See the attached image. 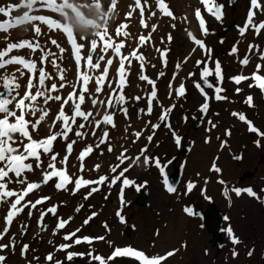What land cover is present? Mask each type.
<instances>
[{
  "label": "rangeland",
  "instance_id": "obj_1",
  "mask_svg": "<svg viewBox=\"0 0 264 264\" xmlns=\"http://www.w3.org/2000/svg\"><path fill=\"white\" fill-rule=\"evenodd\" d=\"M54 1L55 2L53 3L56 4V7L53 8L52 6L53 10L39 8L37 5L30 14L43 15L46 18L53 19L61 23L59 27H61L62 24L71 25L75 30L79 45H83L81 48L82 57H87L90 54L91 41L93 39L97 40V48L95 52L91 54L97 57V61L100 60L101 56H104V60L100 61V69H93L92 71L94 72V76L99 75L105 67V61L107 59H112L113 63L109 67L108 80L105 81V83L108 84L109 81L115 77V69L118 67V64H115V62L118 58L111 49H108L107 52L102 51V46L106 42L107 37L105 38V41H101L97 35L107 29L108 36L112 38L114 44L118 42L120 43L121 41L124 42L126 49L124 52L125 55H128L136 49L138 47L137 31H141L139 12L132 11L131 9L132 15L129 18L127 17V14L130 12V7L128 9L125 8L126 10L122 9L123 6H126V2L129 3L130 6H134L133 1L116 0L115 9H109L111 0H58V3L57 0ZM167 1L171 4L174 14L180 19H176V23H174L173 20H164L161 23L160 20L159 28L156 31V36L159 37L158 32H160L163 27L160 26V24L168 23L169 26L175 25L176 27L173 34L174 39L171 44V52L169 54L170 65L166 70V74L162 78V80L168 82L166 76L174 75L173 81L166 83L169 88L168 93L171 95L168 96V98L166 96L161 98V101L164 104H167V107L175 105V107H172V111L168 115L167 123L170 127H166L165 124L160 121L159 117L161 114H154L151 118V122H153L151 124V131L153 124L156 122L160 124V127L155 130L154 134L157 135L155 140L159 146H150L148 153L146 151L143 153L142 157L140 155V160L135 163L134 166L132 164L131 167H129V172H125L124 176L112 184L111 187H109V183L115 176H109L105 186L99 191V194L95 195L93 198L85 199L84 197L86 194L81 190L73 194L72 190L74 184L72 183L66 186L67 190H57L55 187L57 178L55 177L46 185H42L41 188L29 193V195L25 197L24 202H35L41 197H49V199L37 205L36 209L25 208L24 211L14 219L8 235H6L3 240H0V244H6L11 243L12 238H15L13 248L0 250V255L5 257L3 264H53V261L55 260L54 255L56 253L59 255L57 257V262H61V264H99V261L94 260L93 257L98 256V254L102 252L105 259V257L111 253L110 250L112 247L124 246L128 249L132 246H136L151 250L149 243L155 242L156 246L152 248L151 252L161 254L164 252L167 253L169 252V249L177 247L181 240L187 241V251L185 254H180L174 259V261H171L168 264H264V210H262L258 204L253 203V201L248 200L247 198L234 200V207L231 210L230 215L233 218L232 220L235 230L242 239L249 243L250 247L254 246V256L250 260H241L239 263L236 261L233 262L226 255L227 252L223 254V250L220 253H217V255L215 254L214 249L211 248V245L209 244L211 239L207 232L206 234H202V231L198 229V221L190 222L182 216L179 212L180 205H178L175 200V198L177 199V196L170 197L164 192L160 180L157 178L155 169H152L151 167L152 153L166 156V158L171 160L176 156L177 153L173 149V143L170 136L173 135L174 132L179 135H185L186 143H189L190 138L196 141V145L192 152L186 153L183 157H186L187 165L185 171L182 172L183 176L181 177V180L183 179L187 181V179H195V174L201 172L200 164H204V173H201L206 175V169H209L210 166L209 160L216 155L219 158L218 165L223 169L226 180L232 182L238 180V185H252L257 189L264 185V181L262 180L264 178V139L262 140V150L255 147L253 143L254 136L257 135V133L248 134L245 131L247 127L246 123L241 122L238 117L232 115L233 112L244 114L247 120L252 123L253 127H255L259 133L261 131L264 132V101L261 99V96L256 89L249 87L250 84L254 83L250 79L244 80V82H241L240 84L234 83L231 79L232 77L240 75L247 77L249 75V77H251L254 69H256L257 62L261 63L260 65H262V67L260 72L264 74V60L258 59L259 53L255 50H253L252 53H249L250 44L257 45L263 50L264 30L261 31L260 35H256L253 30H249L244 34L243 39H240L238 29L235 27H242L245 11L250 7L248 0H238L231 8L227 6V13H225L226 16L222 21L214 22L215 19L212 15L211 17L203 15L205 21L210 22L208 35L205 37L202 34L199 35V26L194 22V19L190 17V12L193 7L196 5L199 8L201 7L197 0ZM216 1L226 3V0ZM24 3L25 0H0V7H5L6 9L10 5L20 6L14 9L7 17L0 14V21L6 19L12 20L15 16L21 15L25 11H29L22 6ZM261 3L264 5V0H261ZM54 9L59 13L53 12ZM258 11V14L254 18V22L256 23L264 21V11ZM164 18L167 19L168 17L164 16ZM185 18H187V20H185ZM38 22L39 21H36V23ZM36 23L32 22L21 27H15L9 32L0 33V49L6 48L8 44L22 40L39 41L42 48L46 51L56 53L60 57L57 59V63L66 72L73 74L70 76V78L73 77L70 79L71 85H73L75 76L77 75V67L72 66L69 50L65 46L60 28L49 29L45 23H43L42 26ZM32 24L40 27L41 34L39 36L35 35ZM121 24L128 25V27L123 30L129 33L127 37L116 35V30ZM189 27H194V31L190 29V32H196L200 37L206 39L208 48L212 50L210 57L208 56L205 58V52H193V48L196 49L197 46L194 45V43H191L190 45L187 42L185 29ZM18 28H20V30H18ZM175 35L179 37L178 41H176ZM161 37L163 36L161 35ZM52 40H55L60 47L64 49L63 53H60L59 49L51 43ZM183 40L184 42H182ZM234 45L238 48V52L235 55L230 56L228 52L230 53ZM139 53H142L144 57L149 58L150 56L149 54H145L142 47H139ZM9 55L22 56L26 59L31 58L37 60V68L45 67L46 65H41L37 59L40 55L39 50L32 53L28 48L14 49ZM242 55H249V63L247 66H242L239 62L243 58H240ZM53 58L54 57L50 56V59ZM5 59H7V57H5ZM217 60L220 62L221 67L226 69V80H223L218 86L223 89L221 96L227 97V99H224L223 102L222 100L217 102L214 98L216 95L215 92H207L208 99H214L213 101L217 103L213 102L211 104L210 111L203 119L202 124L197 127V131H194L192 126L193 117L197 116V107L205 102L204 97H198L191 91L192 84L200 82L201 70L205 66L204 64L197 66L196 62L206 61L209 65V61L214 63V61ZM149 61H151V57ZM152 62H154V58H152ZM176 62L185 63L177 69L175 66ZM81 66L82 71L86 70L83 68V60L81 61ZM20 67L21 66L15 64L8 65L5 69L0 70V73H3L4 75L16 73L17 76H20L16 71ZM150 67L149 64H145L144 66L145 74H147L149 78H151ZM111 68H114L113 72L111 71ZM130 69L131 71H140V67L137 66L131 67ZM24 71L26 72L25 75H28L27 71ZM153 73L156 74L155 71H153ZM190 73L193 74L192 79H189V76H191L189 75ZM183 77H185V80L187 79L189 85L183 83V86L185 84L186 92L185 95L179 98V96L176 95V89L181 86L182 81L184 80ZM210 77L211 78L208 80H211V82L215 84V75H211ZM134 78H136V76H134ZM18 79L21 81L24 80V78L20 77H18ZM170 83L171 88L169 87ZM88 87L90 89L93 88V86ZM115 87L116 86L112 84V88L107 87V89L112 90ZM237 88L240 89L239 92L236 91ZM138 89L139 88L131 89V92L135 90L137 91ZM69 90L70 92H73L74 89L71 86ZM0 91H3V89ZM17 91L23 93L25 90L20 88V90L18 89ZM249 94L253 97L251 107L245 103V99L250 96ZM13 95H15V93H13ZM138 95H140V92ZM125 107L128 110L127 116L122 112L121 115L114 116L113 118L115 119L116 117L121 116L122 120H120V122L114 121L115 127H117L118 130L120 128H122L121 130H127L128 134L132 124V116L129 104H126ZM102 108L103 107L99 104L95 108V110H99V115H95L96 113H94L96 120L102 119L104 114V110H101ZM88 109L89 108H85L84 111H88ZM160 110L161 109H158L157 111ZM47 117L45 118V123H49V121L46 120ZM49 117H51L50 114ZM28 120H30L29 117ZM80 123H83V121L80 118H77V125ZM212 125H215V127ZM109 126L111 125L101 124L100 128H97L98 132L96 133V135L101 136L104 130L108 131L110 138H108V143L104 144L106 149H108L107 145L111 143L113 138L110 135ZM41 128L44 132L40 134L39 138H35L34 140L44 139L50 134L49 125ZM72 128L73 131L69 133V136L82 140V138L75 136L77 126L72 125ZM91 128L93 127L87 129L90 131ZM206 128H210L211 133L207 134V132H205ZM59 129L60 123L58 122L53 131H59ZM205 135L212 136L208 146L202 143V139ZM227 135L231 136L227 137ZM14 136L17 137L18 135L15 134ZM146 136L147 135H144L143 141L139 140V144L145 141ZM220 139H225L227 143V148L225 147L221 153L217 152L215 149ZM24 143H27V140H25ZM66 145L67 141L61 138H58L53 143L52 153L59 154L56 162H58L61 156L65 155ZM13 146L17 147L19 144ZM20 148L22 150V145H20ZM100 150H102V148ZM202 150H205L208 153V157L204 162H201L200 159L197 158ZM79 154L80 153L78 152H72L67 162H72L70 167L72 168L73 166L72 171L74 174L71 175L73 180L75 179L74 175H79L80 173V161L77 159ZM144 155H147V157L150 158V163L147 165L143 163ZM239 155L243 156V160L240 159V161H237L236 157ZM97 156L100 157L101 153ZM97 160L98 159H91L90 164H87L86 171H88ZM47 161L45 154H42L41 168H35L36 161L30 158L28 163L34 165L35 172L33 173L32 171L30 174L27 172L25 175L28 178H33L30 180L31 182H39L42 180L41 172L48 170L46 166ZM178 162L179 158L175 160L171 167H177ZM224 162L230 165L228 169H226ZM120 171L121 169L117 170V175ZM244 175H247V177ZM87 176L88 175L85 177ZM124 178H127L134 183L125 186L122 184ZM181 180H179L177 184L180 191H182V184H184V181ZM195 180L198 179L196 178ZM211 186L214 187V189L209 188V190L214 196L215 208L218 211L226 210V204L221 200L219 186L216 184H212ZM24 187L25 185L17 183L9 184L10 189H15L17 191L22 190ZM137 188L139 190H137ZM140 190L148 192L147 207L139 206L135 203L137 192ZM187 195H189V193H187ZM187 197L180 200L187 205L195 203L200 209L206 210L207 204L200 200L197 194H192ZM12 199L15 198L13 197ZM53 206H56L57 213L55 216L49 213L44 217V228L42 229L37 223L40 219L41 212H44ZM77 208H80V210L77 211ZM0 209H2V212H0V226H2L8 206L0 203ZM29 210L32 212L31 216L28 215ZM61 219L68 221V223L63 229L56 231L54 234L57 223ZM86 220L88 221L87 224H85ZM102 224L105 225L106 229L102 227ZM124 224L132 225L134 227L129 235L124 233ZM21 225H26L27 228L23 229ZM174 227H181L180 234L174 242L170 241L169 244H166L167 242L164 240H168V238L166 237L167 235L165 232ZM155 228L156 231L157 229L160 230V238H153L152 231ZM71 233L76 234L72 240H64L63 237ZM94 236H101L103 239L101 241L92 240ZM84 237L91 238V243L82 242L79 245L74 243L75 239L80 238L83 241ZM65 244L72 245V249L69 250L68 253H73L74 251L75 253H83L84 255L77 258L74 256L71 261L67 260L66 254H60L58 252L60 250V245ZM23 245H28V251L25 255H21V248ZM204 248L210 250V255L207 257L203 255ZM226 250L228 251V248H226ZM88 253H92V256H89ZM49 255L53 258L51 261L46 259ZM128 256L129 255L127 254L119 257L116 259L118 260L116 262L114 261L115 259H113L111 262L106 261L105 263L128 264Z\"/></svg>",
  "mask_w": 264,
  "mask_h": 264
},
{
  "label": "snow or ice",
  "instance_id": "obj_2",
  "mask_svg": "<svg viewBox=\"0 0 264 264\" xmlns=\"http://www.w3.org/2000/svg\"><path fill=\"white\" fill-rule=\"evenodd\" d=\"M58 3V0H57ZM200 3L205 6V10L212 16L215 17L216 20L222 21L223 19V5H218L214 2V0H200ZM51 0H25V3L22 5L29 11H25L22 15L13 18L11 21L5 23L0 22V31H8L13 26H21L26 23L39 21L42 23H45L48 25L49 29L52 28H61L58 27V22L46 18L43 15H32L30 12L34 10L35 6H39V8H47L49 10H53L52 7H50ZM133 5L130 6L132 11H139V15L141 17L140 23L141 26L144 28H148V24L146 23L144 19L145 14V8L148 6V0H133ZM116 6V0H111V3L109 4V9H115ZM20 6H13L10 5L6 9L5 7H0V14H3L5 17L9 16V14L16 8ZM156 7L159 10V12L166 17H170L172 19H176L174 16V13L169 9L167 3L165 0H156ZM257 10L264 11V5L261 4L260 0H250V8L247 14V18L245 20L244 26L240 27L238 26V31L241 36H243L247 31L253 30L256 35H260L261 31L264 30V21H260L258 23L254 22V17L257 15ZM132 11H130L127 14V17H131ZM195 16L199 22L200 30L202 35H208V29L206 27L205 19L203 18L201 14L200 9L195 10ZM152 16L156 15V12L151 13ZM128 27L127 24H121L117 30L116 35L120 36L123 35L127 37L129 33L127 31H123ZM172 27H175V25H172ZM64 30V29H63ZM156 30V26L153 25L151 28V31L154 32ZM33 31L36 36H39L41 34V29L38 25H33ZM66 31V30H64ZM67 32V31H66ZM68 34V33H67ZM73 34H68L69 40H72ZM188 36L190 40L199 47L201 50H203L206 54H211V49L207 48L204 42L198 38H196L192 32H188ZM101 41H105V38L107 37L106 42L102 46V51L107 52L108 49H111L112 52L115 54L116 57L119 58V67L117 68V81H116V87L112 89V92H110L107 96L106 100L98 99L99 94L103 91L105 81L108 80V71L109 67L112 65L113 60L107 59L105 61V67L100 72L99 75L93 77L90 74V70L93 69H100V61L104 60V56L100 57V60L93 62V56L91 53L95 52L97 48V40L93 39L91 41V48H90V54L87 57H82L80 53V49L83 47V45H78L74 41L72 42V48L74 50L75 55V61L77 65V75H78V84H79V92L77 93L76 88L77 85L73 84V92H70L66 98H62L60 95H52V93L59 92L60 89L65 87L64 83H60L59 87L56 83H52L50 86L46 84L47 80L53 79V77L45 71L44 67L37 68V60H33L31 58L26 59L22 56H10L9 53H11L14 49H23L28 48L32 53H35L39 50L40 55L37 58L39 63L41 65H44L45 63H49L52 65L53 68L57 70V78L60 81L65 80L64 72L65 70L59 66L57 63V59L60 57L56 53H52L49 51H46L44 48L41 47V44L39 41H31V40H22L16 43L8 44L6 48L0 49V70L5 69L8 65H19L21 66L16 71L19 73L20 76L25 75V71H27L28 80L26 84V90L21 95L17 90L20 88V84L17 82V75L16 73H12L11 75H4L3 73H0V78H2V86L3 91H0V203L5 204L8 206L6 215L4 216V222L3 225L0 226V240H3L6 235L9 233V229L12 226V223L14 219L24 211L25 208L29 209H36L37 205L45 202L49 199V197H41L40 199L36 200L35 202L32 201H25V197L29 195L34 190H37L42 187V185H46L49 181H51L54 177L57 178V182L55 183V187L57 190H67L66 186L70 183L74 184V188L72 190L73 194L78 192L82 187H86L88 185H100L103 184L106 180H108L107 176H100L97 180H87L84 179L83 176H77L74 180L73 177L70 176L67 173V162L70 154L73 151V144L76 143L75 140H72L71 142L67 143L66 145V152L62 159H60L59 163L62 165H65V167L57 168L56 161L58 158V153H52V145L53 143L58 139L61 138L65 141L69 140V133L73 131L72 125H76L78 129H83L86 127V125H93L94 129L100 128L101 124L104 125H111L112 127H115L114 123V113H111L107 111V109L114 107L115 105H120V110L127 116V108L123 105L126 103V97L124 95V87L127 83V74L128 69L131 67L132 60L135 59L140 64V75L139 79L142 81H146L149 85L152 86V90L148 95L147 98V114H151L153 110V101L157 99V91H156V85L155 81L151 80L149 77L144 75V66L146 63V59L142 53H139V47L144 46L145 44L149 43L152 39L151 34L149 35H141L138 37V47L134 49L131 53L128 55H124L121 52V49L125 47V44L123 41L120 43L114 44L112 41V38L108 36L107 29H105L104 32L97 35ZM172 39L171 35L168 36V41L170 42ZM163 42V40H162ZM223 42V41H221ZM51 43L55 45L60 53L64 52V49L60 47V45L55 41L52 40ZM239 43V42H237ZM195 48H193V52H195ZM253 50L259 53V59L264 60V50L260 49L257 45H249V53H252ZM157 52L160 53V58L164 66L167 65V55H168V49H156ZM238 52V48L234 45L230 51V55H235ZM54 57L53 59H49V57ZM7 57V59H5ZM187 59V58H186ZM83 60V68L86 69L84 71L81 70V61ZM128 64V68L125 67V64ZM186 62V61H185ZM240 64L242 66H247L249 63V55H245L240 61ZM197 66L204 64L205 66L201 70V80L203 81V85L207 88L214 89L215 92V99L217 101L227 99V97L221 96L220 93L223 91V89L219 86H215L212 83L209 82L208 77L211 75H215L217 84L222 83L223 81V74H222V67L220 62L214 61V68H210L206 61H197ZM153 67H155L153 65ZM180 65L177 64V69H179ZM262 65L257 64L256 70L253 72L251 77L247 76H235L232 77V81L236 84H240L244 80L251 79L254 81L253 84H250L249 87H259L261 91H264V76L260 75ZM160 76H163L164 73L160 72ZM193 75V74H189ZM95 81V89L94 91L88 87L89 83L91 81ZM194 86L201 92L202 95L205 97V103L201 105L200 111L202 113H205L209 107L208 105V96L207 93L204 92V88L201 86L199 82H196ZM108 87L112 88L111 82L108 83ZM169 87L171 88V83L169 84ZM33 89L35 91L33 92ZM237 92L240 91L239 88L236 90ZM15 93V95H13ZM87 98L91 100L92 106L96 107L97 104L101 105L105 108V112L102 116L101 120H96L95 115H99V113H96L95 115L91 111H84L82 110V105L86 101V95ZM176 95L177 96H183L185 95V88L183 84L176 89ZM43 99V102L45 105L49 103V101H62L60 105V110L58 114L56 115L55 119L52 121V124L49 125L50 134L41 140H34L30 131L29 127H31L32 131H36L40 125L41 122L45 120V118L49 115V110L47 108L41 107L37 104V101L39 99ZM134 99L140 100L142 97H135ZM253 97L248 96L245 99V103L248 104L250 107L252 106ZM69 102H71L72 107V115L69 116L65 113L64 108L66 105H69ZM172 107H175L173 105ZM172 107L165 108L162 110L161 115L159 117L160 121L165 124L166 127H170V125L167 123L168 115L172 111ZM143 111V110H142ZM40 113V115L36 118L35 121H30L26 119V116H36L37 113ZM233 116L238 117L239 120L249 124V131L257 133L258 135L264 136V133H259V131L251 125V122L246 120V117L244 114L241 113H232ZM77 118H80L83 123H80L77 125ZM91 118V119H90ZM60 123V129L59 131H53L55 129L56 124ZM211 123V122H210ZM215 127V125H212ZM159 124H153V135L155 134V130L159 128ZM19 134L18 137H15L14 134ZM141 132L133 133V135L138 140L141 136ZM87 135V133L81 132L79 130L75 131V136L79 138H84ZM92 135L95 136V130L92 132ZM173 136L176 137V134L173 132ZM109 133L107 130H104L102 132V135L98 137V143L95 145L96 148H99L101 144L108 143ZM148 141L151 142L153 139L152 135H149L147 137ZM27 140V143H24V141ZM135 143V141H133ZM175 142L177 145H180L181 140L179 137H176ZM259 143V142H257ZM22 145V150L20 147H14L13 145ZM94 148L93 145H88L85 149H83L80 154L78 155L77 159L80 161L79 165V171H84V160L85 157L90 155L93 152ZM109 152H111L113 149L109 145L108 149ZM126 151V150H125ZM146 151V149H141V155ZM52 153L49 157L50 163L47 165L48 170H44L41 172L42 180L39 182H31L29 181L28 177L25 175L27 172L34 171L33 164L31 163H25V161L31 159H34L36 161L35 168H41V155L42 154H49ZM239 159V157H236ZM125 159H131L125 156L124 152H122L118 157L117 160L120 161V164H123ZM140 160V156H137L133 159V163ZM151 162L155 164V167L159 169L160 173L162 175L165 174V167L166 165L161 164V161L158 158L151 159ZM144 164L150 163V158L147 156H144L143 158ZM171 163V161H169ZM120 167V165L112 166L111 172L116 173L117 169ZM128 167L123 168L118 175H116L111 182L109 183V187L112 186L117 180H120L121 177L124 176V173L129 170ZM100 168V165H95V170H98ZM213 171L220 172L221 170L217 168L215 165H213ZM11 183H17L20 185H25V187L17 191L15 189H10L9 184ZM133 181L128 180L127 178H124L122 180V184L127 186L129 184H133ZM164 183L166 186V190L169 193H174L176 189L169 185L168 179L165 176ZM223 183V181H221ZM195 187V185L191 182L187 185V191L191 192L192 189ZM98 187L90 188L87 195H85V199H88V197L95 191H98ZM137 190H139L137 188ZM123 191V189H122ZM235 194L237 196L241 195L242 192H246L248 196L250 197H256L259 199L257 194L251 189H233ZM15 199H12V198ZM82 207V206H81ZM77 211L80 210V208L76 209ZM184 211L187 215L192 216L193 210L191 208H185ZM51 213L52 215H56L57 209L56 206L48 208L46 211L41 212L40 219L38 220V226L42 229L44 228L43 219L44 217ZM28 215L31 216L32 212L29 210ZM70 219V218H69ZM68 223V221L65 220H59L56 226V229L54 230V234L56 231H59L60 229H63L65 225ZM88 221H85V224H87ZM23 229H26V225H21ZM79 231V230H77ZM228 236L231 238L233 244L239 243V240L234 236L233 231L231 228L226 229ZM75 233H71L69 235H65L63 238L64 240H72V238L75 236ZM97 239H103V237H98ZM82 242H88L91 243V238L84 237L83 241L80 238L75 239L74 243L79 245ZM15 244V238H12L11 243L6 244H0V250L13 248ZM72 245L65 244L60 245V249L64 250ZM28 251V245H23L21 248V255H25ZM131 254L138 258L141 261V264H160L162 260L167 259V257H170L174 255L173 252H169L166 254L165 257H155V258H148L146 257L142 252L134 251L131 249H116L113 253V256L109 259H114L117 256H123ZM252 253L250 252L249 255ZM83 253H72L69 252L67 254V260L71 261L74 256H83ZM89 256H92V253H88ZM233 255H236L234 252ZM47 260L51 261L53 258L51 255H49ZM94 260H97L100 262V264H105L104 258L99 256H94ZM5 260V257L0 255V264H3V261ZM56 264H60V262H56Z\"/></svg>",
  "mask_w": 264,
  "mask_h": 264
},
{
  "label": "bare ground",
  "instance_id": "obj_3",
  "mask_svg": "<svg viewBox=\"0 0 264 264\" xmlns=\"http://www.w3.org/2000/svg\"><path fill=\"white\" fill-rule=\"evenodd\" d=\"M15 17H18V16H15ZM160 25H162V24H160ZM164 27H165V29L167 31H164V32H161V33H158V34L159 35H161V34L162 35H166L167 37L164 38V39L167 41L169 35H171V37L173 38V34H174V31H175V28L174 27H170V26L169 27L164 26ZM142 29L144 30L146 28L142 27ZM18 30H20V28H18ZM74 32H75V30H74ZM175 36H176L175 37L176 38V41H178L179 40V37L177 35H175ZM74 42H76V44L79 45V43L76 40ZM182 42H184V40ZM168 48H171V47L168 46ZM152 54L154 55L155 52H153ZM49 59H50V57H49ZM96 61H97V57L96 56H93V62L95 63ZM45 64H46L45 67H44L45 71L48 72L53 77V79L47 80L46 81V84L50 86L52 83H56L58 85V87H59L60 83H64L65 84V87H63L62 89H60L59 92H57V93H52V95H60L62 98H66L68 96L69 92H70L69 89L72 86L71 85V82H70V79H72L73 77L70 78V76H72L73 74H70V73H68V72L65 71L64 72L65 80L64 81H60L57 78V70L55 68H53L51 64H49V63H45ZM62 66H63V64H62ZM72 66H73V63H72ZM125 67L128 68L127 62L125 64ZM116 69H115V73H116ZM111 71L113 72L114 71V68H111ZM130 72H131V70L129 68L128 69V73H129V78H130V85H129L130 89H129V87L127 88V91H126V88L123 89L124 95L126 97V103L124 105L129 104L130 111H131V116H132V120H131L132 124L130 126V132H128V134H127V130H121L122 128H120L118 130L117 127L114 128L112 126H109V131L111 133L110 135L113 137L111 143L109 144L112 147L113 150H112L111 153H109V151L106 149V146H103L102 147V150H100L99 148H96L95 147V145L98 143V137H100V136L99 135L93 136L92 135V132L95 130V133H97L98 132V129L97 128L94 129L93 125H91V124L87 125L83 129H78L77 128V130H81L84 133H87V135L84 138H82V140H79L77 138H74L72 136H69V140L67 141V143L71 142L72 140H75L76 141V143L73 144V151L72 152H78V153H80L88 145H93V148H94L93 152L90 155H88V156L85 157V160H84L83 163H84V165H86V163L90 164V160L91 159H94V160L98 159V160H97V162L95 164H93L89 168L88 171H86V167L84 166V171L83 172L85 174L82 173V172H80L79 175H74L75 178L77 176H83V178L84 179H87V180H97L100 176H107V177L112 176V177H114V176L117 175V173H112L111 172L110 169H111L112 166H116V165L119 164L121 167H119L117 170H119V169L122 170L123 168L128 167L129 165H132V164L134 166L136 162L133 163V159L135 157L141 155V149H144V147H142L143 144H144V142H142L141 144H139L140 138L137 140L136 137L133 135V133L141 132L142 133L141 135H148L147 134V129H148L147 122L150 123V121H151V117H152V114H153V111H154V108H155V100L153 101V110H152V113L149 115V114H147V107H148L147 98H148L149 93L152 90V86L149 85L148 83H145L144 81L137 80V78L134 79L133 76H135L137 74V72L133 71L132 75L130 74ZM93 73L94 72L92 70H90V74L92 75ZM151 73H153V68L151 69ZM28 75H24V76L20 77V78H24L23 81L17 79V82L20 84V88H25L26 83H27V80H28ZM137 76L139 77V75H137ZM166 78L169 79V75L166 76ZM116 81L117 80H111L110 82H111V84H114L116 86ZM164 83H166L164 80H159L158 83H155V85H156V91H157V97L159 95L158 94V91L160 92L164 88ZM73 84H76L77 85L76 91L78 93L79 92L78 75L75 76V81H74ZM94 85H95L94 82L91 81L88 86H93L92 90L94 91L95 86H96V85L95 86ZM107 87H108V85H104L103 91L98 96V98H100L101 100H106L108 94L110 92H112V90H108ZM136 88H139V89L137 91L135 90V91H132L131 92V89H136ZM34 91H35V89H33V92ZM139 92H140V95H138ZM85 95H86V101L82 105V110H84L85 108H89L88 111L93 112V114L94 113H99V110H95V108L98 106V104H97L96 107H93L92 106V103H91V100L87 98V95L88 94H85ZM135 97H142V99L136 100V99H134ZM158 102H159V99H158ZM61 103H62V101H49V103L47 105H45L42 98L37 101V104L39 106L44 107V108H47L49 110V114H50L51 117H49V115H48V117H47L46 120H48L49 123L48 122H47L48 124L45 123L44 122L45 120H44L43 122L40 123V125H39V127H38V129L36 131H32L31 127L29 128V131H30L33 139L39 138L40 137V134H42L44 132V131H42V128L41 127H46L47 125H51L52 124V121L55 119L56 115L58 114V112L60 110ZM137 103H139V104H137ZM101 110L102 111L104 110V112H105V108L104 107ZM64 111H65V113L67 115H69V116L72 115L71 102H69V105H66L65 106ZM107 111H109L111 113H114V116H117L121 112L120 105H115L114 107L107 109ZM39 115H40V113L38 112L37 115L36 116H33V119H30V120L31 121H35L36 118ZM140 118H141V120H140ZM120 120H122L121 116L116 117L114 119V121H118V122H120ZM90 127H93V128H91L90 131H89L88 129ZM17 135H19V134L17 133ZM133 141H135V143ZM140 141H143V140L141 139ZM109 145H107V148H108ZM17 147H20V145L17 146ZM215 149H216V151H219V148H215ZM122 152H124V154H125L126 157L131 158V159H125L124 163L123 164H120V161L117 160V157ZM100 153H101V156L98 157L97 155H99ZM50 155H51L50 153L45 155L46 156V159L48 160L46 162V166L50 163V159H49ZM221 156H222V154H221ZM207 157H208L207 151L202 150L200 152V155L198 154V157L197 158L200 159L201 162H204L205 159H207ZM62 158H63V156H61L60 159H62ZM60 159H59V161H60ZM70 160H73V159H70ZM86 160H87V162H86ZM29 161H30V159L27 160L26 162L28 163ZM59 161L56 164V166L60 164ZM211 161H212V158H210L209 162L211 163ZM212 163H214V161ZM97 164L100 165V168L98 170H95V165H97ZM224 164H225L226 169H228L230 165L228 163H226V162H224ZM71 165H72V162L67 163V165H66V167H67V173L70 176L72 174H74L73 171H72L73 166L71 168L70 167ZM200 166H201V172H203L204 171V164H200ZM33 167H34V165H33ZM62 167H65V165H62L61 164L58 168H62ZM206 171H207V169H206ZM221 171L222 172H221L220 175L224 179H226L224 177L225 173H224L223 169ZM34 172L35 171H33V173ZM127 172H129V171H127ZM201 172H200V175H201L200 180H202L208 174V173H206V175H205V174H203L204 172L203 173H201ZM30 173L31 172H29L28 174H30ZM86 175H88V176L85 177ZM28 179L30 181L33 178H28ZM106 181L103 184H100V185H88L86 187H82L80 190L83 193L87 194L90 188L98 187L99 190L93 192L89 196V198H93L105 186ZM203 185H206V184H203ZM210 188L214 189L213 186H210ZM185 197H187L186 194H181L179 196V199H182V198H185ZM175 200H176V203L178 205H180L179 208H181V211L184 212V213H186L184 211V209L186 208V204L183 203L182 201L176 199V198H175ZM0 212H2V209H0ZM191 227H192V225H191ZM180 230H181V227H174L173 229H171L169 231H166L165 234L167 235L166 237L168 238V240H164V241L167 242L166 244H169L170 241H173L174 242L176 240V238L179 236ZM160 236H161V234L159 233L158 234V238H160ZM155 246H156V243H154V247ZM177 254H178V252L174 256H171L170 258H168L167 260L163 261L160 264H168L169 262L174 261V259H176ZM114 261L116 262L118 260H114ZM128 264H134V263L131 262V261H129Z\"/></svg>",
  "mask_w": 264,
  "mask_h": 264
},
{
  "label": "flooded vegetation",
  "instance_id": "obj_4",
  "mask_svg": "<svg viewBox=\"0 0 264 264\" xmlns=\"http://www.w3.org/2000/svg\"><path fill=\"white\" fill-rule=\"evenodd\" d=\"M262 144V143H261ZM263 147L261 148H258V149H261L262 150ZM243 160V159H242ZM206 179H208L207 181V184L206 185H201L199 186L198 188L194 189V195L197 194L198 198L200 200H202L205 204H208L209 202H211L213 205H215L214 201V196L211 194L209 188L212 184H216L215 183V178L213 175H210V174H207L206 175ZM224 181V179L222 180ZM232 181L230 180H226L224 181L225 184H229L231 183ZM240 186V185H239ZM242 186V185H241ZM201 188V189H200ZM219 191H221L220 195H221V200L223 201V203L225 202L226 204V207L224 211H221L223 213H225V220L222 222V227L220 228L222 230V233L218 234V239H219V242H216V243H213V241L215 240L214 239V236H210L208 233V236L210 237L211 241H210V245H211V248L214 249V252L215 254L217 255V253H220L222 250H223V254H225L226 252V255L233 261V262H240L241 260H250L251 258H253L254 256V246H249V243L247 241H245L244 239H242L240 237V235L236 232L235 230V227H234V224H233V218L231 217L230 215V212L231 210L233 209L234 207V200H240L242 198H247L248 200H251L253 201V203H256L258 204L261 209L263 210V207L261 205L262 201L261 200H258V199H254V198H249V197H246V196H238V197H231L230 201H226L223 196H222V193L223 191L221 190V188H219ZM219 194V193H218ZM209 201V202H208ZM215 208V207H213ZM193 209L194 210H202L200 209L197 204L194 203L193 205ZM216 209V208H215ZM179 212L182 214V216H184V218L188 219V221L190 222H196L198 221V229L200 231H202V234L205 233L206 234V230L205 228H201L200 227V220L194 216H187L185 217L184 213L181 211V208H179ZM228 228H231L232 231H233V234L234 236L239 240V243L237 244H233L232 243V240L231 238L228 236L227 234V231L226 229ZM160 233L159 229H157L156 231V228L152 231V236L153 238H158V234ZM224 238V240H223ZM152 243V246L154 247V243L155 242H151ZM226 248H228V251L226 250ZM188 249V243L186 240H181L179 242V245L175 248H172V249H169V252H173L174 255L178 252L177 256L178 257L180 254H185V252L187 251ZM210 250L204 248L203 249V255L204 256H208L210 255ZM236 253V255H233V253ZM252 253L251 255H249V253ZM172 255V256H174ZM171 257V256H170ZM170 257H167L170 258ZM165 259V260H167ZM163 260V261H165Z\"/></svg>",
  "mask_w": 264,
  "mask_h": 264
},
{
  "label": "water",
  "instance_id": "obj_5",
  "mask_svg": "<svg viewBox=\"0 0 264 264\" xmlns=\"http://www.w3.org/2000/svg\"><path fill=\"white\" fill-rule=\"evenodd\" d=\"M147 194L145 192H142L139 194V197L137 199V204L139 205H145V198H146ZM205 216H206V225H207V229L210 232V234H212L214 236V241L213 243L219 242L218 239V232H219V227L221 225V220H220V216L219 213L216 212L215 209L211 208V209H207V211L205 212Z\"/></svg>",
  "mask_w": 264,
  "mask_h": 264
}]
</instances>
